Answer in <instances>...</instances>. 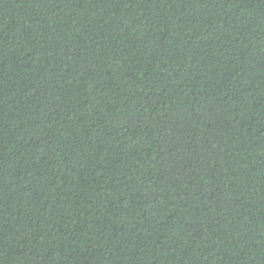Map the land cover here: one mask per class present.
Here are the masks:
<instances>
[{
    "label": "trees",
    "instance_id": "16d2710c",
    "mask_svg": "<svg viewBox=\"0 0 264 264\" xmlns=\"http://www.w3.org/2000/svg\"><path fill=\"white\" fill-rule=\"evenodd\" d=\"M0 264H264V0H0Z\"/></svg>",
    "mask_w": 264,
    "mask_h": 264
}]
</instances>
